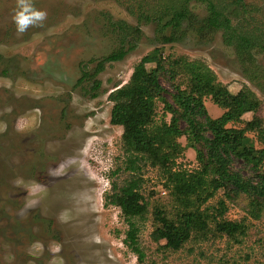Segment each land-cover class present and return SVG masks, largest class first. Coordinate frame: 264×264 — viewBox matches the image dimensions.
I'll use <instances>...</instances> for the list:
<instances>
[{"label": "rangeland", "instance_id": "1", "mask_svg": "<svg viewBox=\"0 0 264 264\" xmlns=\"http://www.w3.org/2000/svg\"><path fill=\"white\" fill-rule=\"evenodd\" d=\"M213 2L252 41L244 54L223 43L221 30L202 34L184 25L173 33L165 23L181 0H0V264H264V213L251 218L245 195L227 200L217 192L201 205L213 213L223 200L222 219L246 226L240 242L213 232L193 235L177 251L153 242L154 208L171 216L180 206L156 168L138 162V170H126L122 127L110 123V93L154 47L166 90L155 102V124L169 121L163 101L173 103V86H187L185 73H172L178 59L204 63L232 93L249 89L264 122V0ZM188 9L198 19L208 15L204 0H191ZM121 46L123 57L116 55ZM203 105L212 119L223 113L210 97ZM247 135L263 147L255 133ZM177 141L184 151L175 169L195 170V151L184 136ZM134 178L147 204L145 218L134 221L142 262L123 243L128 225L119 208L104 198L112 182Z\"/></svg>", "mask_w": 264, "mask_h": 264}, {"label": "trees", "instance_id": "2", "mask_svg": "<svg viewBox=\"0 0 264 264\" xmlns=\"http://www.w3.org/2000/svg\"><path fill=\"white\" fill-rule=\"evenodd\" d=\"M190 1L181 0L179 7L169 8L170 19L165 25L173 33L184 25L202 34L221 30L223 43L227 46L235 44L240 55L252 47L247 35L231 26L225 7H218L213 0H204L208 15L198 19L188 9ZM121 24L118 26L121 30L129 29L127 24ZM172 41H175L174 37H164V42ZM126 53L121 46L116 55L123 57ZM108 60L110 56L103 61ZM103 61L98 63L93 75L102 70ZM163 64L161 50L154 47L135 65L128 82L109 95L113 104L110 123L122 127V146L130 156L126 170H138V162L156 168L165 179V188L172 189L175 202L180 206L171 216L160 207L154 208L151 239L155 243L165 240L162 247L173 251L179 250L193 235L206 238L209 232L240 242L246 226L243 221L222 219L226 210L223 200L218 201L213 213L208 208L201 210V205L217 192L227 200L245 195L248 199L246 211L251 218L258 219L264 213V122L257 116L259 100L246 88L230 92L204 63L178 59L172 62L175 70L172 73H185L187 86L184 89L173 86V103L163 101L170 114L169 121L157 125L154 122L155 102L162 99L166 91L159 79L164 71ZM204 97H210L212 103L223 110L220 117L212 119L208 116L203 105ZM248 113L253 115L252 119L243 121L242 117ZM179 122L184 123L183 127ZM236 123L243 124V127H228ZM248 133H255L263 147L256 148ZM182 136L186 138V146L195 151L198 164L189 172L175 169L176 160L184 151L177 141ZM238 162L241 163L239 169L235 167ZM139 182L135 178L122 185L112 182L110 192L104 198L106 205L119 208L128 225L123 243L142 262L143 253L137 245L139 229L134 221L145 218L147 204L139 192ZM177 191H181V195ZM209 223L213 225L212 229H209Z\"/></svg>", "mask_w": 264, "mask_h": 264}, {"label": "clouds", "instance_id": "3", "mask_svg": "<svg viewBox=\"0 0 264 264\" xmlns=\"http://www.w3.org/2000/svg\"><path fill=\"white\" fill-rule=\"evenodd\" d=\"M42 15V14H41Z\"/></svg>", "mask_w": 264, "mask_h": 264}]
</instances>
